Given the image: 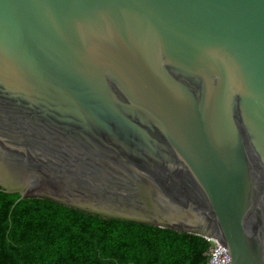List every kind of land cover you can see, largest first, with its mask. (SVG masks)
I'll use <instances>...</instances> for the list:
<instances>
[{
  "label": "water",
  "instance_id": "obj_1",
  "mask_svg": "<svg viewBox=\"0 0 264 264\" xmlns=\"http://www.w3.org/2000/svg\"><path fill=\"white\" fill-rule=\"evenodd\" d=\"M0 191L264 264V0H0Z\"/></svg>",
  "mask_w": 264,
  "mask_h": 264
},
{
  "label": "trees",
  "instance_id": "obj_2",
  "mask_svg": "<svg viewBox=\"0 0 264 264\" xmlns=\"http://www.w3.org/2000/svg\"><path fill=\"white\" fill-rule=\"evenodd\" d=\"M0 191V264H205L203 237ZM11 212V213H10Z\"/></svg>",
  "mask_w": 264,
  "mask_h": 264
},
{
  "label": "built area",
  "instance_id": "obj_3",
  "mask_svg": "<svg viewBox=\"0 0 264 264\" xmlns=\"http://www.w3.org/2000/svg\"><path fill=\"white\" fill-rule=\"evenodd\" d=\"M210 243L208 260L205 264H230V258L224 247L219 245L213 239H206Z\"/></svg>",
  "mask_w": 264,
  "mask_h": 264
}]
</instances>
